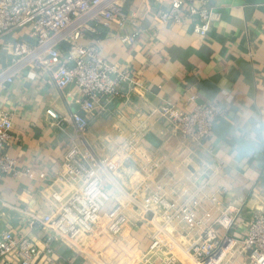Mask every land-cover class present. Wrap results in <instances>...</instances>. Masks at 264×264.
<instances>
[{"label": "built area", "instance_id": "obj_1", "mask_svg": "<svg viewBox=\"0 0 264 264\" xmlns=\"http://www.w3.org/2000/svg\"><path fill=\"white\" fill-rule=\"evenodd\" d=\"M126 1L0 0V50L8 57L0 68V89L26 72L30 80L43 76L59 90L73 85L83 94L82 100L69 95L77 111L65 116L52 108L45 111L58 128H73L69 148L56 175H38L54 184L46 196L47 213L1 202V208L22 215L14 224L6 210L0 212V264H78L83 255L90 264H264V210L255 207L246 219L244 204L226 201L231 188L222 161L209 173L191 166L188 144L201 146L225 113L214 102L196 103L191 111L160 105L157 114L179 132L182 145L156 155L138 136L129 139L123 159L138 166L129 191L114 181L115 155L100 156L88 140L95 103L103 108L124 83L142 87L126 69L100 55L97 40L80 43L113 24L135 28L140 17L125 11ZM152 2L158 24L189 20L200 37L218 20L209 0ZM120 40L130 45L134 34L120 35ZM195 99L193 94L190 100ZM12 129L13 114L0 108V175L35 177L6 151ZM105 184L116 185L118 196L108 193ZM111 201L115 204L106 207ZM130 219L145 228L149 242L146 249L119 253Z\"/></svg>", "mask_w": 264, "mask_h": 264}, {"label": "crops", "instance_id": "obj_2", "mask_svg": "<svg viewBox=\"0 0 264 264\" xmlns=\"http://www.w3.org/2000/svg\"><path fill=\"white\" fill-rule=\"evenodd\" d=\"M209 4L218 20L204 37L194 32L189 20L158 24L152 0H127L125 11L140 17L135 28L113 24L80 40L82 44L97 40L100 55L126 69L142 86L124 83L120 94L104 101L103 108L95 103V116L86 136L100 156L115 155L118 167L114 181L118 188L129 191L138 175V166L123 159L129 139L138 136L142 146L156 155L172 153L182 145L179 132L157 114L160 105L171 103L178 110L191 111L196 103L214 102L225 113L201 146L188 144L193 149L191 166L209 173L222 161L231 188L226 201L244 204L247 219L253 208L264 210V0H209ZM129 32L134 34V41L127 45L120 35ZM7 61L0 50V68ZM193 94L195 101L190 100ZM69 95L83 99L73 85L59 90L51 79L38 76L30 80L26 72L0 89V108L13 114L12 139L6 151L35 176L0 175V212L7 209L1 208L3 201L40 215L49 211L46 196L54 184L38 175L44 173L50 178L60 171L73 128L69 124L58 128L45 111L52 108L62 116L77 111L79 106ZM241 136L257 146L236 155ZM179 176L182 178L177 173ZM105 187L118 196L116 185ZM114 204L111 201L106 207ZM5 213L14 224L22 215L9 209ZM125 231L119 253L147 248L144 227L130 219Z\"/></svg>", "mask_w": 264, "mask_h": 264}, {"label": "clouds", "instance_id": "obj_3", "mask_svg": "<svg viewBox=\"0 0 264 264\" xmlns=\"http://www.w3.org/2000/svg\"><path fill=\"white\" fill-rule=\"evenodd\" d=\"M257 144L250 138H246L245 136H241L240 142L236 145L235 154L242 155L252 151Z\"/></svg>", "mask_w": 264, "mask_h": 264}, {"label": "rangeland", "instance_id": "obj_4", "mask_svg": "<svg viewBox=\"0 0 264 264\" xmlns=\"http://www.w3.org/2000/svg\"><path fill=\"white\" fill-rule=\"evenodd\" d=\"M78 264H90L88 257H85L84 255L81 257L80 261H77Z\"/></svg>", "mask_w": 264, "mask_h": 264}]
</instances>
